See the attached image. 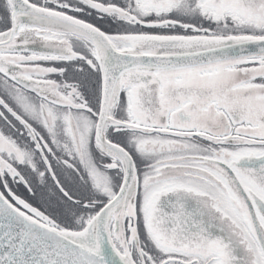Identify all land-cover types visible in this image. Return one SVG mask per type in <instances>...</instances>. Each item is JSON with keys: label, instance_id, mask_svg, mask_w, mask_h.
Listing matches in <instances>:
<instances>
[{"label": "snow or ice", "instance_id": "snow-or-ice-1", "mask_svg": "<svg viewBox=\"0 0 264 264\" xmlns=\"http://www.w3.org/2000/svg\"><path fill=\"white\" fill-rule=\"evenodd\" d=\"M0 264H264V0H0Z\"/></svg>", "mask_w": 264, "mask_h": 264}]
</instances>
